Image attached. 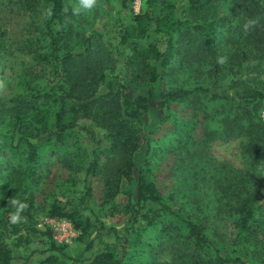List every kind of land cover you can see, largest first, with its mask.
Instances as JSON below:
<instances>
[{
	"label": "trees",
	"instance_id": "16d2710c",
	"mask_svg": "<svg viewBox=\"0 0 264 264\" xmlns=\"http://www.w3.org/2000/svg\"><path fill=\"white\" fill-rule=\"evenodd\" d=\"M67 1L2 0L25 13L44 7L40 31L50 43L41 54L49 71L30 79L14 70L10 86L19 92L0 100V137L12 158L0 170V264L11 262L6 236L21 247L27 227L50 241L47 251L54 254L40 264L61 263L68 245L57 243L49 228H32L42 212L69 222L78 233L74 241L90 239L84 250L90 252L99 237L92 233L104 228L79 210L93 198L89 178L102 183L100 207L122 193L123 179L136 180L141 191L136 211L129 208L132 227L120 254L103 252L86 264H157L162 246L171 250L167 264H264V0H140L138 12L135 0H115L114 37L96 32L75 41L76 48L68 47ZM143 88L145 95H138ZM174 105L188 114L175 121L182 136L170 172L173 179L182 172L198 179L190 198L177 184L164 196L136 162L150 142L149 119L155 129ZM94 127L108 143L92 151L76 204L62 203L57 196L72 198L74 175L81 173L69 141L81 132L94 139ZM232 136L247 140L244 165H211L210 146ZM63 145L64 152L56 149ZM49 146L69 175L40 204L36 196L50 173L40 152ZM221 244L229 245L228 256Z\"/></svg>",
	"mask_w": 264,
	"mask_h": 264
},
{
	"label": "rangeland",
	"instance_id": "374dc122",
	"mask_svg": "<svg viewBox=\"0 0 264 264\" xmlns=\"http://www.w3.org/2000/svg\"><path fill=\"white\" fill-rule=\"evenodd\" d=\"M168 1L179 2L180 0ZM67 3L70 6L69 11L72 12L67 17V21L69 20V23H71L69 27L72 30L71 33L68 31L69 38H73L70 42L71 47L70 44L68 45L69 48H76L75 41L78 42L82 38L98 37L95 34L96 32H100L106 40H111L114 37L112 34L114 32L112 21L116 8L115 0H95L91 8L82 7L80 0H68ZM140 6L141 1L135 0L133 10L138 12ZM45 13V8L39 5L33 6L31 12L26 13L16 9L12 10L0 0V32L5 34L2 40V47L0 48V100H9L19 92L16 88H13L14 86H10L11 82L14 81V70H18L20 76H28L30 79L41 77L49 71V68L44 65L41 55L46 51L50 43L49 38L44 37L40 31ZM12 53H14L13 57L10 55ZM162 85L164 84L161 83L159 85L160 88L155 92L156 94L162 89ZM145 93L146 88H143L137 94L145 95ZM171 108L172 115L155 129L153 126L155 119H149L147 131L149 133L152 131L150 142L147 149H140L136 162L149 172L155 188L164 196L177 184L181 194L190 198L193 195L196 196L198 179L183 172L179 173L178 178L173 179L170 172L175 160L173 149L177 147V142L182 136L179 134L181 127L179 126L177 129L175 121L187 118V107L174 105ZM261 116L264 119V112H262ZM94 130L95 138L92 140L85 132H81L69 141V145L71 144L69 149L71 157L77 151L76 157H73L72 160L75 164H80L81 173L74 175L77 185L76 193L72 198L57 196L62 203L70 204L72 202L76 204L82 191L85 178L84 172L90 161L92 151L96 146L102 148L108 143L102 130L96 127H94ZM196 134H198L197 131L194 135ZM246 141L243 136H232L230 140L226 139L213 143L210 146V152L214 160L211 165L226 162L233 167H242L244 165L242 147ZM8 145V141L0 137V170L4 168L9 159L12 160L11 155L8 153ZM67 148L63 145L56 149L64 152ZM52 149L53 147L49 146L40 152L43 162L49 164L48 171L50 172L45 183L40 186L39 194L36 196L40 204L46 194L54 190L56 181H63L69 175L68 171L59 166V155L50 153ZM191 165L187 164V168L191 167ZM46 171L47 168H44V174H46ZM88 182L91 184L93 198L79 210L84 217L89 218L92 222L99 220L96 221V226L102 225L104 229L92 233L91 238L99 237L94 239L93 248L90 252H84L90 239L72 241L67 244L65 256L60 261V264H86L93 257L103 252L113 253L118 256L122 243L127 240L131 230L132 221L129 208L136 211L141 191L140 185L137 184L136 180L128 184L127 180L123 179L120 185L122 193H119L113 202L101 207L99 204L102 198V183L96 178H89ZM123 192H129L130 195L128 196ZM261 203L264 204V197L261 198ZM45 219H47V216L44 212L38 214L32 228L41 233L45 232ZM230 232L231 229L226 231V233ZM22 234L25 237V245L21 247L14 245L13 237L6 236V243L12 253L9 264H40L48 255L54 254L47 251L50 241L44 235L33 234L28 227L23 229ZM163 247V251L160 252L159 249L154 256L157 264H167L171 260V250L168 247L165 248L166 246L160 248L162 249ZM220 247L223 255L228 256L230 253L229 245L223 246L221 244ZM76 259H78L77 262L75 261Z\"/></svg>",
	"mask_w": 264,
	"mask_h": 264
},
{
	"label": "built area",
	"instance_id": "2783aa9c",
	"mask_svg": "<svg viewBox=\"0 0 264 264\" xmlns=\"http://www.w3.org/2000/svg\"><path fill=\"white\" fill-rule=\"evenodd\" d=\"M44 225L52 230L53 238L59 244H70L78 237L72 225L65 220L45 219Z\"/></svg>",
	"mask_w": 264,
	"mask_h": 264
},
{
	"label": "clouds",
	"instance_id": "9594fccd",
	"mask_svg": "<svg viewBox=\"0 0 264 264\" xmlns=\"http://www.w3.org/2000/svg\"><path fill=\"white\" fill-rule=\"evenodd\" d=\"M94 2H95V0H80L81 6L84 8H91L93 6ZM24 207H25V205H23V204H21L19 206L20 209H22ZM18 212H19V209L17 211V214H15L11 217V220L13 223H15L19 219Z\"/></svg>",
	"mask_w": 264,
	"mask_h": 264
}]
</instances>
